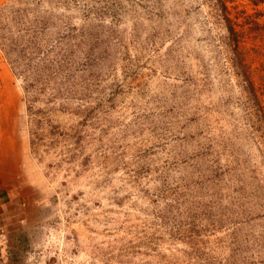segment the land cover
<instances>
[{"label": "rangeland", "instance_id": "obj_1", "mask_svg": "<svg viewBox=\"0 0 264 264\" xmlns=\"http://www.w3.org/2000/svg\"><path fill=\"white\" fill-rule=\"evenodd\" d=\"M0 166L23 264H264V0H0Z\"/></svg>", "mask_w": 264, "mask_h": 264}, {"label": "crops", "instance_id": "obj_2", "mask_svg": "<svg viewBox=\"0 0 264 264\" xmlns=\"http://www.w3.org/2000/svg\"><path fill=\"white\" fill-rule=\"evenodd\" d=\"M19 173L0 166V264L24 263V241L42 205L41 195Z\"/></svg>", "mask_w": 264, "mask_h": 264}, {"label": "trees", "instance_id": "obj_3", "mask_svg": "<svg viewBox=\"0 0 264 264\" xmlns=\"http://www.w3.org/2000/svg\"><path fill=\"white\" fill-rule=\"evenodd\" d=\"M230 32H231V34H233V33H234V30H233V28H230Z\"/></svg>", "mask_w": 264, "mask_h": 264}]
</instances>
